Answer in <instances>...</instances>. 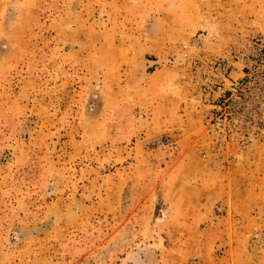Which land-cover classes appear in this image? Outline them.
Here are the masks:
<instances>
[{"label": "rangeland", "instance_id": "rangeland-1", "mask_svg": "<svg viewBox=\"0 0 264 264\" xmlns=\"http://www.w3.org/2000/svg\"><path fill=\"white\" fill-rule=\"evenodd\" d=\"M0 264H264V0H0Z\"/></svg>", "mask_w": 264, "mask_h": 264}, {"label": "crops", "instance_id": "crops-1", "mask_svg": "<svg viewBox=\"0 0 264 264\" xmlns=\"http://www.w3.org/2000/svg\"><path fill=\"white\" fill-rule=\"evenodd\" d=\"M231 74H232V72H231ZM192 116H193V115H192ZM192 121H193V120H192ZM192 133H193V132H192L191 130H188V129H187V131L185 132V140H188V139L190 138V140L193 141V139H191V138H192ZM194 139H195V138H194ZM179 140L182 141L181 138H180ZM180 141H179V142H180Z\"/></svg>", "mask_w": 264, "mask_h": 264}]
</instances>
